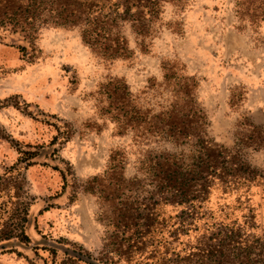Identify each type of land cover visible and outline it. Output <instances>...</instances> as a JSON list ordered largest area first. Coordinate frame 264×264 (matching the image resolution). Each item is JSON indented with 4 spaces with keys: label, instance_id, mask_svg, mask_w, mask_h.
<instances>
[{
    "label": "rangeland",
    "instance_id": "374dc122",
    "mask_svg": "<svg viewBox=\"0 0 264 264\" xmlns=\"http://www.w3.org/2000/svg\"><path fill=\"white\" fill-rule=\"evenodd\" d=\"M236 1L167 4L151 36L125 30L126 58L102 57L78 28H43L33 63L0 41V264H86L70 258L74 249L100 259L107 228L82 185L103 174L118 151L127 179L143 178L139 165L149 154H188L186 145L139 137L106 115L102 88L109 82L125 83L149 118L170 110L176 91H191L207 115V133L228 147L243 123L264 124V21L243 27ZM20 149L39 154L34 165L19 161ZM248 159L264 168V151H248ZM13 168L21 169L10 176ZM21 225L29 241L6 240Z\"/></svg>",
    "mask_w": 264,
    "mask_h": 264
},
{
    "label": "trees",
    "instance_id": "16d2710c",
    "mask_svg": "<svg viewBox=\"0 0 264 264\" xmlns=\"http://www.w3.org/2000/svg\"><path fill=\"white\" fill-rule=\"evenodd\" d=\"M182 1L0 0V41L33 63L43 28H78L84 44L102 57L126 58L125 30L144 39L151 36L164 7ZM235 12L243 27L258 26L264 21V0H237ZM102 91L110 99L104 113L112 120L139 137L186 145L189 152L149 154L139 165L143 178L130 179L124 175L125 153H114L104 173L82 185L99 202L107 228L101 257H85L82 249H74L70 258L86 264H264V168L248 159V151H264V124L243 123L234 146L228 147L207 133V115L195 106L191 91H176L170 110L151 118L133 104L125 83L109 82ZM19 153L28 167L39 156L36 151ZM19 169L8 173L14 170L13 176ZM60 173L65 190L67 175ZM24 211L27 217L26 206ZM26 228L21 225L6 240L25 244Z\"/></svg>",
    "mask_w": 264,
    "mask_h": 264
}]
</instances>
